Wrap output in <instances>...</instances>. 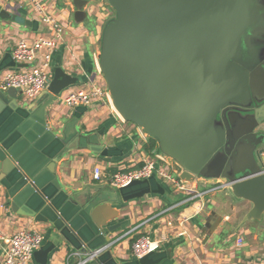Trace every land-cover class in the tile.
I'll return each instance as SVG.
<instances>
[{"label": "water", "instance_id": "1", "mask_svg": "<svg viewBox=\"0 0 264 264\" xmlns=\"http://www.w3.org/2000/svg\"><path fill=\"white\" fill-rule=\"evenodd\" d=\"M264 1V0H263ZM76 25L87 8L100 3L113 15L101 27L97 68L111 106L124 121L152 139L158 155L184 183L225 184L229 194L252 207L242 223L264 216V3L262 0H65ZM0 19L15 21L0 8ZM17 65L9 54L0 72ZM78 80L53 70L47 90L25 102L14 89L0 91V186L11 211L46 225L54 242L33 255L36 264L62 243L91 252L115 244L104 214L107 203L80 201L56 177L59 158L70 141L49 128L47 109ZM83 109L84 108H78ZM77 109V110H78ZM35 124L39 131L31 130ZM30 130V129H29ZM106 157L108 150L91 146ZM152 182L154 184H152ZM124 190H131L124 194ZM124 202L163 196L154 178L117 191ZM221 218L210 211L205 227L213 233ZM157 252L133 264H159ZM125 263V264H128ZM91 264H119L107 251Z\"/></svg>", "mask_w": 264, "mask_h": 264}, {"label": "crops", "instance_id": "2", "mask_svg": "<svg viewBox=\"0 0 264 264\" xmlns=\"http://www.w3.org/2000/svg\"><path fill=\"white\" fill-rule=\"evenodd\" d=\"M52 2L50 13L68 23V27L72 24V27L65 30L62 42L51 56V79L53 70L60 68L78 80L76 85L61 92L46 112L49 128L57 131L58 138L70 141L69 152L56 164V177L61 189L67 194L78 195L80 201L91 199L96 204L110 205L111 210L107 208L104 214L111 217L108 225L116 228L106 234L115 243L109 250L115 261L119 264L133 261L132 241L149 235L160 242L157 253L162 260L159 264H264V216L260 221L243 224V217L252 207L245 201L236 199L238 202L234 203L233 197L224 193L220 200L213 202L216 210L212 211L221 221L215 231L209 233L205 219L211 210L206 207V197H214L215 193L196 199L189 206L179 207L177 203L183 196L162 183L165 189L163 196L148 195L129 202H124L118 192L110 190L108 182L113 173L136 165L146 156L154 158L158 153L153 151L150 155L144 151L148 138L137 127L124 122L109 102L96 103L82 113L58 104L57 98L70 90L86 88L94 81L103 82L97 68L102 26L100 31L96 29L92 32V18L87 12L89 21L76 25L74 9L69 3L65 0ZM0 8L16 18L15 21L0 19L1 62L6 54L11 56L17 41H32L45 32V27L37 23L34 13L22 0H0ZM18 16L23 18V23L18 21ZM7 69L0 72V85L3 72ZM27 126L30 129L28 135L34 138L31 130L34 127L38 131L40 129L32 123H27ZM95 145L107 149L108 155L103 157L100 152H95L91 148ZM96 166H100L105 175L102 182L92 180V171ZM187 186L196 192L206 188L196 180L188 182ZM222 191L227 190L216 193ZM168 222H171V227ZM136 226H140L139 230L126 236ZM23 229L42 233L43 245L54 242L49 227L11 211L8 196L0 186V230L5 235H11ZM180 231H185V234L179 236ZM239 239L242 244L237 246ZM73 252L68 245L59 243L49 254L47 264H67L68 255ZM68 263L74 264L75 259H69ZM30 264H36L34 259Z\"/></svg>", "mask_w": 264, "mask_h": 264}, {"label": "built area", "instance_id": "3", "mask_svg": "<svg viewBox=\"0 0 264 264\" xmlns=\"http://www.w3.org/2000/svg\"><path fill=\"white\" fill-rule=\"evenodd\" d=\"M22 2L34 13L37 23L45 27V32L32 41L25 39L17 41L11 52V58L17 67L9 68L3 72L0 90L14 89L23 101L34 102L49 86L52 75L51 56L62 42L68 24L50 13L46 0H22ZM93 4L105 7L100 3ZM105 8L108 9V7ZM86 12L94 18H98L95 9L88 7ZM112 15L113 12L110 16L109 14L106 17L103 16L104 19L101 20L105 22ZM57 100L58 104L69 109H88L96 103L105 104L109 102L110 104L104 81L101 84L94 81L86 88L70 90L65 95L58 97ZM261 159H264V153H261ZM104 176L100 166L93 168V181L102 182ZM150 178L156 179L175 193L181 194L183 198L177 203L179 207L203 196L226 189L225 184L219 183L207 185L202 192H196L193 190L194 188L187 186L188 183L181 181L173 173L166 159L159 155L154 158L146 156L136 165L116 171L110 176L108 185L113 190L118 191L134 181H143ZM167 224L169 227L172 226L171 222ZM180 227H182V224H180ZM139 228L140 226L132 228L126 236L139 230ZM178 234L182 236L185 231H180ZM43 241L42 233L34 229L18 230L11 235H5L0 230V264H30L34 253L43 246ZM236 244L240 246L242 240H237ZM159 248L160 242L151 239L149 235H144L133 242L131 254L134 260H139L147 254L158 252ZM109 250L110 246L105 245L91 252L74 251L68 255L66 263L70 264L68 263L69 259H75L74 264H91Z\"/></svg>", "mask_w": 264, "mask_h": 264}, {"label": "rangeland", "instance_id": "4", "mask_svg": "<svg viewBox=\"0 0 264 264\" xmlns=\"http://www.w3.org/2000/svg\"><path fill=\"white\" fill-rule=\"evenodd\" d=\"M52 3H53L52 0H46V4L48 6H50V4H52ZM89 7H90V9L91 8L92 9H95V12L98 14V18L97 17L94 18L92 15L90 16L92 18V19H90V21L92 23V29H91V31L92 32H95L96 29L100 31V28L99 27L102 26V24L104 22V21H102L104 19L102 17L103 16L106 17V16H108V14L110 16L112 12L110 11L109 8L107 9V8L101 6V5H98V4H90ZM18 17H19L18 18V21L20 23H23L24 22L23 18L21 16H18ZM86 21H89V17H87ZM69 25H70V27H72V24H69ZM73 26H75V25H73ZM70 27H68V28H70ZM110 190L112 191L113 189L110 187ZM115 192H117V191H115ZM224 193L230 195L228 191H226V192H223L222 191L221 193H215L214 197H212L210 195H209L210 197H206V200L208 201L207 204H206L207 209L208 210H211V211L212 210H216V208L213 206V202H216V201L220 200V198H222V196L224 195ZM232 200H233L234 203L235 202H238L235 198H233ZM230 205H233V203H231Z\"/></svg>", "mask_w": 264, "mask_h": 264}, {"label": "trees", "instance_id": "5", "mask_svg": "<svg viewBox=\"0 0 264 264\" xmlns=\"http://www.w3.org/2000/svg\"><path fill=\"white\" fill-rule=\"evenodd\" d=\"M78 111H79V113H82L83 112V109H78ZM143 149H144V151L146 153H148L150 155H152L151 153L153 151H155L156 153H159L156 143L152 139H150V138H148L146 144H144ZM152 184H154V183L152 182ZM123 192H124V194H129L131 192V190H124ZM189 205H190V203H188V204H186L184 206H189ZM169 206H171V204ZM135 239L132 242H134ZM128 264H133V263H128Z\"/></svg>", "mask_w": 264, "mask_h": 264}, {"label": "flooded vegetation", "instance_id": "6", "mask_svg": "<svg viewBox=\"0 0 264 264\" xmlns=\"http://www.w3.org/2000/svg\"><path fill=\"white\" fill-rule=\"evenodd\" d=\"M264 3V1L262 0V4ZM264 33V32H260L256 37L254 36V38L252 39V42L255 43L256 39L260 38V35ZM261 44H264L262 41L260 42Z\"/></svg>", "mask_w": 264, "mask_h": 264}]
</instances>
